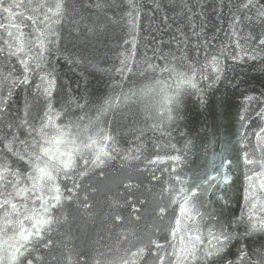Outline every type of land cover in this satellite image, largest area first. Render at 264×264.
Masks as SVG:
<instances>
[{"label": "water", "instance_id": "1", "mask_svg": "<svg viewBox=\"0 0 264 264\" xmlns=\"http://www.w3.org/2000/svg\"><path fill=\"white\" fill-rule=\"evenodd\" d=\"M0 264H264V0H0Z\"/></svg>", "mask_w": 264, "mask_h": 264}, {"label": "snow or ice", "instance_id": "2", "mask_svg": "<svg viewBox=\"0 0 264 264\" xmlns=\"http://www.w3.org/2000/svg\"><path fill=\"white\" fill-rule=\"evenodd\" d=\"M59 11H60V6L57 5V12H59ZM57 199H59V197H57ZM39 223L40 224H47V223H50V221H48V220H41V221H39ZM37 235H39V231H37ZM22 238L24 240H27L28 239V236H23ZM13 258H15V257H13Z\"/></svg>", "mask_w": 264, "mask_h": 264}]
</instances>
